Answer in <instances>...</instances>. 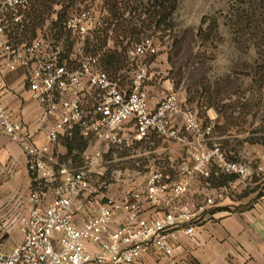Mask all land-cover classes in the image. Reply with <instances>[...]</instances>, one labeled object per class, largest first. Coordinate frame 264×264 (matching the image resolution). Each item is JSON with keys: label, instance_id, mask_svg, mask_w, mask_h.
I'll list each match as a JSON object with an SVG mask.
<instances>
[{"label": "built area", "instance_id": "1", "mask_svg": "<svg viewBox=\"0 0 264 264\" xmlns=\"http://www.w3.org/2000/svg\"><path fill=\"white\" fill-rule=\"evenodd\" d=\"M33 1L0 0V80L22 68L27 88L40 104L38 121L48 125L45 143L37 144L32 130L4 105L0 83V134L19 142L35 180L27 213L19 219L20 240L0 251V264H140L150 252L170 256L181 233L194 236L201 210L234 188H214L200 204L188 197L193 183L210 177L214 168L241 180L252 176L254 168L229 159L214 142V123L201 119L177 92L149 84L151 59L158 51L154 38L134 43L127 60L131 77L122 84L103 66L105 52H91L89 46L91 38L110 31L108 9L97 11L91 0H65L63 19L55 13L32 37L20 40L31 23L25 12ZM73 130L92 140L80 166L60 150V139ZM155 136L188 147L175 178L168 180L153 163L141 188L104 196L87 214L80 197L99 194L104 154ZM44 183L55 184L51 197ZM145 206L162 211L147 214ZM119 215L123 217L113 229Z\"/></svg>", "mask_w": 264, "mask_h": 264}, {"label": "rangeland", "instance_id": "2", "mask_svg": "<svg viewBox=\"0 0 264 264\" xmlns=\"http://www.w3.org/2000/svg\"><path fill=\"white\" fill-rule=\"evenodd\" d=\"M42 1L49 10L38 23L34 10L42 7ZM91 2L102 12L114 3L118 6L116 16L109 15L110 31H104V37L98 35L106 41V48L95 38L90 39L89 46L91 52L122 53L124 61L114 74L122 84L127 85L131 77L129 51L135 42L150 36L158 48L151 59L149 84L153 88L173 89L201 119L209 121L213 117L214 134L223 137L219 141L222 148L237 150L245 143L264 144V0H176L173 11L161 8L156 0ZM67 4L65 0H34L25 12L26 21L31 23L19 39L32 37L36 28L55 13L63 19L65 9L61 5ZM242 9L251 14L244 35L237 32L236 24ZM115 22L130 32L121 33L118 26L114 27ZM133 27L136 30L131 32ZM91 143L89 140L88 145ZM170 144L155 136L129 149L111 147L99 167L103 174L98 180L99 194L81 196L80 201L87 203L91 213L104 196L143 182L153 163L167 168L174 164L175 168L179 161L170 157ZM61 151L66 154L64 149ZM74 159L75 164L82 163L81 156L75 155ZM54 188L52 183L43 185L49 197Z\"/></svg>", "mask_w": 264, "mask_h": 264}, {"label": "crops", "instance_id": "3", "mask_svg": "<svg viewBox=\"0 0 264 264\" xmlns=\"http://www.w3.org/2000/svg\"><path fill=\"white\" fill-rule=\"evenodd\" d=\"M0 83L4 105L14 118L32 130L37 144H44L48 125L38 121L40 104L27 88L25 71L18 68L8 72ZM213 119L211 117L209 121L214 123ZM221 139L222 136L214 134V142ZM170 142V157L180 161L187 155L188 147ZM61 146L60 150H65ZM224 150L229 159L251 165L254 174L241 180L214 168L210 177L195 181L188 197L200 204L214 188L224 185L234 188L214 206L201 210L202 222L194 236L181 233L170 256L150 252L144 255L140 264H264V144L245 143L240 149ZM171 166L173 168L160 166L168 180L175 178L174 164ZM34 184L27 168V156L19 142L0 134V251L11 249L20 240L19 219L27 213ZM142 186L143 182L132 188ZM145 207L147 214L162 211V208ZM86 213L89 214L88 210ZM122 217L119 215L114 219L113 229Z\"/></svg>", "mask_w": 264, "mask_h": 264}, {"label": "trees", "instance_id": "4", "mask_svg": "<svg viewBox=\"0 0 264 264\" xmlns=\"http://www.w3.org/2000/svg\"><path fill=\"white\" fill-rule=\"evenodd\" d=\"M157 4L159 6H161V8L166 9L167 11H173L176 8V0H156ZM166 3H170L169 6L166 5ZM42 7H38L37 9H35V19L40 18V20L42 21L43 19V15L47 13V11L49 10V6L47 5V3H45V1L41 2ZM118 10V6L116 3H114L111 7H109L108 11H110L109 13L112 15V17H115L117 14ZM250 13L245 10L242 9V11L238 12L237 15V23L238 24V28H237V32H239V34L241 33L242 35L245 34L247 27L249 26V20L251 19L250 17ZM118 26V25H117ZM119 30L121 31V33L123 34H127L128 32H130V30H127L126 28L121 29L120 26H118ZM107 30V28H106ZM136 29L133 27L131 28V32H134ZM98 43H100V45L104 46L106 44V41L104 39L98 38ZM123 55L122 53L118 52L117 50L111 51V52H106L103 56H102V63L104 66H106L107 70L110 72H112V74H115V72L117 70H119L121 68V64L123 63ZM111 69V70H110ZM60 144L65 148L66 154L65 157L66 158H70L72 159V162L75 166H80L82 165L83 161L81 164L77 165L75 164V159L74 156L78 155L81 156L82 159V154L83 152L89 147L88 145V141L86 139H84L82 136H80L78 130H73V133L71 136H64L60 139Z\"/></svg>", "mask_w": 264, "mask_h": 264}]
</instances>
